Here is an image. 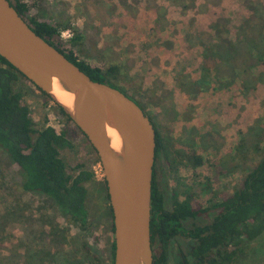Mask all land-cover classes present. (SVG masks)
I'll return each mask as SVG.
<instances>
[{
  "label": "rangeland",
  "instance_id": "374dc122",
  "mask_svg": "<svg viewBox=\"0 0 264 264\" xmlns=\"http://www.w3.org/2000/svg\"><path fill=\"white\" fill-rule=\"evenodd\" d=\"M24 1L27 16L57 23L59 30L70 29L80 37L75 45L79 58L101 67L114 65L118 74L111 76L115 83L106 79L108 85L145 104L162 140L154 170L166 209L174 194L183 199L194 191L196 181L206 177L217 192L233 190L263 155L264 52H257L255 40L261 47L264 0H247L250 14L245 0H194L185 9L174 5L175 0ZM239 16H248L243 28L238 26ZM218 20L219 29L227 25L229 30L215 34L213 24ZM236 38L242 42L241 53L233 54L232 65L222 63L221 59L227 60L225 41ZM205 47L210 59L220 65L219 75L202 69ZM214 47L221 49L220 57L210 54ZM249 59L251 67H247ZM23 84L37 125L58 130L73 127L53 100L28 81ZM69 138L72 147L61 151L69 168L83 161L94 171L87 199L92 225L79 233L48 199L21 191L20 175L0 149V264H95L92 255L109 264L110 213L104 175L99 162L90 163L94 151L85 136L76 131ZM189 147L204 159L196 168L184 156ZM215 164L223 169L218 181L212 175L217 173ZM195 198L209 206L207 194ZM215 213L209 208L184 220L183 227L207 224ZM192 244L189 238L177 236L167 264H176L177 246L187 251ZM243 246L237 264H264V233Z\"/></svg>",
  "mask_w": 264,
  "mask_h": 264
},
{
  "label": "trees",
  "instance_id": "16d2710c",
  "mask_svg": "<svg viewBox=\"0 0 264 264\" xmlns=\"http://www.w3.org/2000/svg\"><path fill=\"white\" fill-rule=\"evenodd\" d=\"M8 1L36 34L60 51L92 80L106 84H108L106 79L114 82L111 76L115 77L118 74L114 65L101 67L90 64L75 54V45L80 42L78 35L72 34L65 41L60 35L61 29L57 28V23L39 20L32 15L27 16L28 7L24 0ZM189 1L194 0H175L173 3L185 9ZM243 3L247 6L249 14L252 13L250 6L246 5L248 1L245 0ZM246 19L248 16L238 19V26L239 24L242 26ZM219 23L220 20L213 24L215 34H220L223 29L229 30L227 25H224L222 30L219 29ZM262 41L264 38L261 37L262 46L260 47V42L257 43L255 40L259 47L258 53L264 52ZM241 43L237 38L234 41L226 40L223 51L226 52L224 56L227 60L221 59V62L232 65L230 59L233 58L234 53H241ZM248 45L251 49V40ZM206 50L207 47L203 51L205 61H203L202 69L206 72L214 70V75H219L220 65L216 64L217 59H210ZM220 51L219 47L209 50L210 54L216 57H220L218 55ZM247 67H251L250 59ZM247 67L243 69L244 72ZM23 81L31 83L43 96L51 100L47 94L0 56V149L8 156L20 175L17 187L21 191L48 199L56 206L67 223L74 226L79 233H83L92 225L93 214L88 208L87 199L88 184L94 180V171L86 168L83 161L69 168L61 155L62 149L72 147L69 135L76 131L83 133L56 104L59 112L66 117L67 123H71L73 127L68 129L66 126L58 130L49 124L37 125L24 98ZM152 123L156 132V158L163 146L160 133L153 121ZM92 150L94 151L93 148ZM184 156L193 161L195 168L204 162V159L191 147L185 151ZM92 162H99L95 151L90 160V163ZM154 168L153 166L150 215L153 264H167L171 242L179 235L189 238L193 244L187 251L180 245L175 248L176 264H237L236 260L240 258L244 250L243 245L254 241L264 233V153L251 169L241 176L233 190L217 192L210 178L199 179L194 183V191L186 194L183 199H179L174 194L169 209L164 206L162 193L156 184ZM216 169L217 173L212 175L213 180L218 181L217 176L223 175V169L215 164ZM203 194H207L209 206H203L195 198ZM105 197L108 200L107 193ZM208 207L216 209L209 223L193 224L189 229L183 227L184 220L202 215L208 211ZM108 211L110 241L107 245L109 264H112L114 239L110 205H108ZM92 257L95 264L98 262L104 264L98 260L97 256L92 255Z\"/></svg>",
  "mask_w": 264,
  "mask_h": 264
},
{
  "label": "water",
  "instance_id": "95a60500",
  "mask_svg": "<svg viewBox=\"0 0 264 264\" xmlns=\"http://www.w3.org/2000/svg\"><path fill=\"white\" fill-rule=\"evenodd\" d=\"M0 56L58 105L82 131L101 165L112 213V264H153L151 187L156 132L142 108L119 89L92 80L36 34L0 0ZM73 95L70 107L51 92L53 81ZM117 132L111 146L107 129Z\"/></svg>",
  "mask_w": 264,
  "mask_h": 264
},
{
  "label": "bare ground",
  "instance_id": "6f19581e",
  "mask_svg": "<svg viewBox=\"0 0 264 264\" xmlns=\"http://www.w3.org/2000/svg\"><path fill=\"white\" fill-rule=\"evenodd\" d=\"M51 92L61 103L68 107L72 105L73 95L66 91L57 80L53 81ZM107 135L110 139L111 146L114 148H119L120 141L117 132L114 129L108 128Z\"/></svg>",
  "mask_w": 264,
  "mask_h": 264
},
{
  "label": "built area",
  "instance_id": "2783aa9c",
  "mask_svg": "<svg viewBox=\"0 0 264 264\" xmlns=\"http://www.w3.org/2000/svg\"><path fill=\"white\" fill-rule=\"evenodd\" d=\"M72 31L70 30V29H65L64 31L63 30H61L60 31V35H61V37L63 38V39H69L71 36H72ZM65 35L67 36V37H65ZM99 166V171L101 172L102 171V168H101V165H98ZM95 173H97V170H95Z\"/></svg>",
  "mask_w": 264,
  "mask_h": 264
},
{
  "label": "flooded vegetation",
  "instance_id": "af4514ba",
  "mask_svg": "<svg viewBox=\"0 0 264 264\" xmlns=\"http://www.w3.org/2000/svg\"><path fill=\"white\" fill-rule=\"evenodd\" d=\"M134 95V94H133ZM135 98V97H134ZM136 99V98H135ZM139 100L137 99V101H135L140 107H142V110L145 112V114L148 116V114L146 113V110H145V104L143 103V102H141V101H139ZM149 117V116H148ZM150 118V117H149ZM150 119H152V118H150ZM152 121V120H151ZM156 163V158H155V162H154V164Z\"/></svg>",
  "mask_w": 264,
  "mask_h": 264
}]
</instances>
